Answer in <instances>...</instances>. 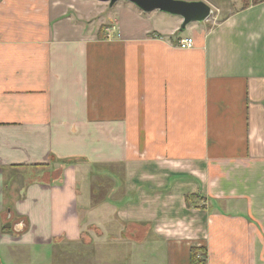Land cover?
Masks as SVG:
<instances>
[{
    "label": "crops",
    "instance_id": "crops-1",
    "mask_svg": "<svg viewBox=\"0 0 264 264\" xmlns=\"http://www.w3.org/2000/svg\"><path fill=\"white\" fill-rule=\"evenodd\" d=\"M202 1L181 35L123 0H0V264H264V1Z\"/></svg>",
    "mask_w": 264,
    "mask_h": 264
},
{
    "label": "water",
    "instance_id": "water-1",
    "mask_svg": "<svg viewBox=\"0 0 264 264\" xmlns=\"http://www.w3.org/2000/svg\"><path fill=\"white\" fill-rule=\"evenodd\" d=\"M113 5L120 0H98ZM132 3L143 12L154 10L169 13L181 17L179 31L185 30L192 22L206 20L212 12V8L202 0H123Z\"/></svg>",
    "mask_w": 264,
    "mask_h": 264
},
{
    "label": "trees",
    "instance_id": "trees-1",
    "mask_svg": "<svg viewBox=\"0 0 264 264\" xmlns=\"http://www.w3.org/2000/svg\"><path fill=\"white\" fill-rule=\"evenodd\" d=\"M264 0H241L242 8H246L249 4H258L263 2ZM66 163H70L72 161H65ZM194 200V196H187L186 202L187 204L192 203ZM1 231L4 233L12 232V223L4 222L1 224ZM206 255V247L205 246H191L190 248V264H206L205 258H201L200 256Z\"/></svg>",
    "mask_w": 264,
    "mask_h": 264
},
{
    "label": "built area",
    "instance_id": "built-area-1",
    "mask_svg": "<svg viewBox=\"0 0 264 264\" xmlns=\"http://www.w3.org/2000/svg\"><path fill=\"white\" fill-rule=\"evenodd\" d=\"M115 30H116L115 25H111L109 31H107V33H106V37H110V32H113ZM191 46H193V38L190 36H186V37L180 38L178 40V47L179 48L185 49V48H189Z\"/></svg>",
    "mask_w": 264,
    "mask_h": 264
},
{
    "label": "rangeland",
    "instance_id": "rangeland-1",
    "mask_svg": "<svg viewBox=\"0 0 264 264\" xmlns=\"http://www.w3.org/2000/svg\"><path fill=\"white\" fill-rule=\"evenodd\" d=\"M242 4V3H241ZM217 12H218V16H221L222 15V11L221 12H219V11H214V13H215V15L217 14ZM181 35H186L187 34V30H185L184 32H182V33H180ZM96 169H99V168H96ZM101 249H103V248H101ZM119 251H121V249L119 248ZM103 256V255H102ZM98 259H100V260H102V258H98Z\"/></svg>",
    "mask_w": 264,
    "mask_h": 264
}]
</instances>
